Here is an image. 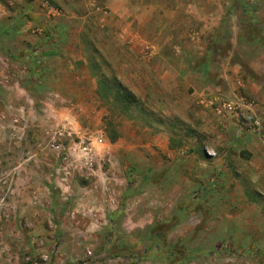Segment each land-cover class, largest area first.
<instances>
[{
    "label": "rangeland",
    "instance_id": "1",
    "mask_svg": "<svg viewBox=\"0 0 264 264\" xmlns=\"http://www.w3.org/2000/svg\"><path fill=\"white\" fill-rule=\"evenodd\" d=\"M167 1L0 0V264H264V0Z\"/></svg>",
    "mask_w": 264,
    "mask_h": 264
},
{
    "label": "crops",
    "instance_id": "2",
    "mask_svg": "<svg viewBox=\"0 0 264 264\" xmlns=\"http://www.w3.org/2000/svg\"><path fill=\"white\" fill-rule=\"evenodd\" d=\"M174 0H169L167 2H158L160 4V7L158 8V5H154L152 2L148 11L149 12H159L158 9L164 8V12L167 11L166 14H149L151 17L148 18V20H145V16L143 17L142 21L146 23L145 25L147 26V33L150 31L152 34H149L150 39L154 42L152 47L153 51L158 48L160 45H158L159 37L160 35L163 36L164 38V44L169 43V35H171V29L170 26L171 24H176L179 26V29L182 31L187 22V17L188 14H172V3ZM109 2V1H108ZM125 3V2H124ZM147 3L146 5H148ZM153 5V7H152ZM162 6V8H161ZM148 7V6H147ZM109 8L111 11V14H132V11L129 7L122 6L118 2L116 3H109ZM168 27V28H167ZM182 35V34H179ZM158 36V37H157ZM212 65L211 59L208 58L200 67L203 69L206 68V72L200 76L194 75V77L198 80L201 81L203 78L205 79L204 82H199L200 86L197 84L194 85L193 87V93L195 98H201V100H205V94L207 92H214V93H219L222 92L224 93L225 88H234L233 82H230L226 80V75L224 73H220L217 71H213L212 74L208 75V72L210 73L212 70L210 69ZM164 73L167 75H164L168 77V80L170 79L171 81L178 80L180 83L182 81H185V87L188 88V81L185 76H187V70L186 68H183L181 66L176 67L171 65L170 67L166 68ZM216 73V74H215ZM176 78V79H175ZM184 85V84H183ZM182 85V86H183ZM264 145V144H263Z\"/></svg>",
    "mask_w": 264,
    "mask_h": 264
},
{
    "label": "trees",
    "instance_id": "3",
    "mask_svg": "<svg viewBox=\"0 0 264 264\" xmlns=\"http://www.w3.org/2000/svg\"><path fill=\"white\" fill-rule=\"evenodd\" d=\"M98 82L99 83H101V86L103 85V86H105L106 88H108V87H112L113 88V96H114V98L115 99H117L118 101H121L122 103H124V102H131L132 101V99L130 98L131 96L130 95H132L131 93H130V91L129 90H125L124 88H121L118 84H111V83H108L107 82V80L106 81H104V79H102V78H100L99 80H98ZM112 82H115V81H112ZM109 85H107V84ZM108 86V87H107ZM109 89V88H108ZM103 96L104 97H106V93L104 92L103 93Z\"/></svg>",
    "mask_w": 264,
    "mask_h": 264
},
{
    "label": "built area",
    "instance_id": "4",
    "mask_svg": "<svg viewBox=\"0 0 264 264\" xmlns=\"http://www.w3.org/2000/svg\"><path fill=\"white\" fill-rule=\"evenodd\" d=\"M226 109H232V106L230 103H225L222 102L218 107H217V111H221V110H226ZM261 136H262V143L264 144V129L261 132Z\"/></svg>",
    "mask_w": 264,
    "mask_h": 264
}]
</instances>
